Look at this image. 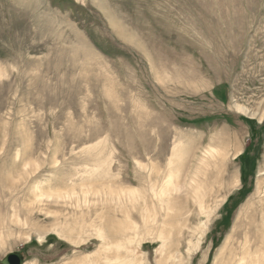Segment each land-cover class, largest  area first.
<instances>
[{"label": "rangeland", "instance_id": "obj_1", "mask_svg": "<svg viewBox=\"0 0 264 264\" xmlns=\"http://www.w3.org/2000/svg\"><path fill=\"white\" fill-rule=\"evenodd\" d=\"M259 198L264 0H0V261L227 264Z\"/></svg>", "mask_w": 264, "mask_h": 264}, {"label": "bare ground", "instance_id": "obj_2", "mask_svg": "<svg viewBox=\"0 0 264 264\" xmlns=\"http://www.w3.org/2000/svg\"><path fill=\"white\" fill-rule=\"evenodd\" d=\"M240 110H243L242 107H238ZM221 152H219L218 148H215L214 146L209 145L205 151H204V159L205 161H203V165L204 167H208V165H212V167H214V164H209L210 161H215L217 158H222L224 157L223 155L221 156L220 154ZM222 159H220V162L222 163ZM207 169V168H206ZM219 171V170H218ZM175 175L172 174L169 176V179L171 181H169L168 183H172V185L175 183L174 179H175ZM174 182H173V181ZM202 182L204 183V180L202 179ZM196 184V188H194L193 186ZM188 189L191 188L192 190V196L193 199H195L196 203L199 205V209L203 210V202L201 198L197 197V181L194 179L192 185L190 186H186ZM181 189V188H180ZM261 190H260V183L257 186V194H260ZM131 194H133V192H131ZM64 196H69L68 193L63 194ZM188 197V192L186 191V194L184 196V198ZM197 197V198H195ZM263 198H259V202L263 201ZM184 201V200H183ZM186 201V200H185ZM238 227V226H237ZM103 229L100 228V230H98L99 235L103 238V240H105V237H103ZM236 232V231H235ZM236 235H238L239 233H235ZM229 239V240H228ZM228 242L231 240V235L226 239ZM247 241H245L244 245L242 246V252L244 253L242 256H239L234 250V248L231 246L223 255L222 258H224L226 255L228 257V263L227 264H247L246 262V255L247 254H251V259L249 260L250 264H264V254L260 253L259 248H261L264 245V240L261 242L262 244H260V246H256L255 249L252 248L251 244L248 243V247H247ZM249 242V241H248ZM106 243V242H104ZM164 245V244H163ZM162 245V246H163ZM162 246L160 247V250L162 248ZM104 248H106V246H103ZM120 247H118L117 249H119ZM261 255V256H260ZM118 256H116L115 258H117ZM106 258V263H108L110 261V259ZM117 260V259H116ZM124 264H135V261H133L132 259H128L123 261ZM85 264H99L97 261H88ZM120 264V263H119Z\"/></svg>", "mask_w": 264, "mask_h": 264}, {"label": "water", "instance_id": "obj_3", "mask_svg": "<svg viewBox=\"0 0 264 264\" xmlns=\"http://www.w3.org/2000/svg\"><path fill=\"white\" fill-rule=\"evenodd\" d=\"M23 255L19 252H11L6 255L1 261V264H22Z\"/></svg>", "mask_w": 264, "mask_h": 264}]
</instances>
